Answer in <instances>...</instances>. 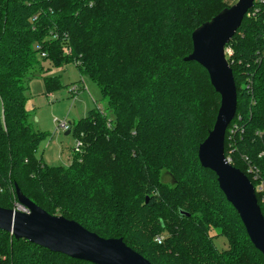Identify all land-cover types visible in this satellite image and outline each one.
<instances>
[{
    "label": "trees",
    "instance_id": "16d2710c",
    "mask_svg": "<svg viewBox=\"0 0 264 264\" xmlns=\"http://www.w3.org/2000/svg\"><path fill=\"white\" fill-rule=\"evenodd\" d=\"M228 6L225 0H0V206L11 208L17 184L46 212L102 237H121L154 264H264L215 173L198 160L220 96L199 63L183 60L192 51V31ZM227 47L237 107L224 153L252 182L264 215V0H254ZM70 62L99 86L111 116L89 109L69 128L81 150L67 167L48 165L37 156L43 133L25 107L26 81ZM43 83L46 93L62 86L56 75L43 76ZM199 99H207L202 113ZM211 229L227 248L217 249ZM0 253L3 264H93L1 229Z\"/></svg>",
    "mask_w": 264,
    "mask_h": 264
},
{
    "label": "water",
    "instance_id": "95a60500",
    "mask_svg": "<svg viewBox=\"0 0 264 264\" xmlns=\"http://www.w3.org/2000/svg\"><path fill=\"white\" fill-rule=\"evenodd\" d=\"M254 0H236L191 33L192 51L184 61H196L208 73L220 96L212 129L198 145L197 156L202 167L216 175L226 200L236 210L253 246L264 254V215L257 202L255 188L224 153L226 129L237 107V90L225 45L239 28ZM70 129L66 130V134ZM16 199L28 212L0 206V229L15 239H26L38 246L59 252L76 260L93 264H154L126 245L121 237H102L73 219L46 212L14 185ZM148 198H146V201ZM182 213H184L182 211ZM188 215V214H186Z\"/></svg>",
    "mask_w": 264,
    "mask_h": 264
},
{
    "label": "rangeland",
    "instance_id": "374dc122",
    "mask_svg": "<svg viewBox=\"0 0 264 264\" xmlns=\"http://www.w3.org/2000/svg\"><path fill=\"white\" fill-rule=\"evenodd\" d=\"M225 1L230 5L236 2V0ZM53 75L59 76L62 86L46 93L43 76ZM26 83L28 86L25 107L30 115V122L34 129L43 133L37 156L48 165L69 166L75 153L77 137L73 131L66 134V130L94 107L101 108L110 117L111 111L108 109L106 98H103L99 86L86 73L80 72L73 62L63 67H52L45 73L37 72L30 76ZM73 86L77 87L75 93L72 90ZM243 86L242 84L241 87ZM199 100L200 103L196 104V108L202 113L207 109V99ZM63 122L67 124L64 129L60 126ZM162 180L172 183L171 176L166 172L162 174ZM262 196L261 204L264 211V195ZM218 233L217 229L210 230V234L215 235L213 238L215 246L218 250L227 248L225 237Z\"/></svg>",
    "mask_w": 264,
    "mask_h": 264
},
{
    "label": "built area",
    "instance_id": "2783aa9c",
    "mask_svg": "<svg viewBox=\"0 0 264 264\" xmlns=\"http://www.w3.org/2000/svg\"><path fill=\"white\" fill-rule=\"evenodd\" d=\"M66 52L69 53L70 51L67 49ZM231 53L232 52H231V49L229 47L225 48V54L230 55ZM72 90L75 93L76 90H77V87L73 86ZM60 126L64 129V128L67 127V124L63 122V123L60 124ZM81 147H82V142L79 139H77L76 146H75L74 150L75 151H80ZM227 158L231 161L230 157H227ZM248 171L257 172V170L254 167H252V166H249ZM254 178L258 179L259 176L254 174ZM256 189L258 191L263 190V182L262 181H259V183L256 186ZM11 208L13 210H16V211H22V212H28L29 211L28 208L26 206H24L23 204H21L16 198L14 199ZM154 239H155L156 242L160 243L162 241V239H163V236L162 235H156ZM4 260H5V256L0 253V264H3Z\"/></svg>",
    "mask_w": 264,
    "mask_h": 264
}]
</instances>
